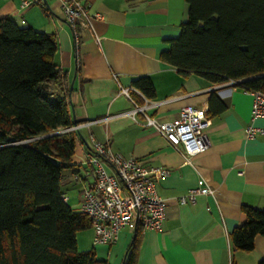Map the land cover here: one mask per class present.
<instances>
[{
    "label": "crops",
    "instance_id": "crops-1",
    "mask_svg": "<svg viewBox=\"0 0 264 264\" xmlns=\"http://www.w3.org/2000/svg\"><path fill=\"white\" fill-rule=\"evenodd\" d=\"M43 1L42 6L23 10L22 0H0V18L56 39L54 61L63 77L71 122L77 127L70 180L84 176L80 165L90 136L124 158L169 171L164 178L156 177V190L165 204L162 230L139 234L136 264H259L264 260V236L256 237L250 253L234 250L230 242L233 230L245 220L244 207L264 210V138L245 135L249 126L264 128V119L252 120V95L227 84L213 85L195 74L182 76L159 60L169 49L164 40L177 38L187 19L185 0H79L90 17L100 16L92 20V28L102 40L101 49L86 30L80 31L76 45L60 4ZM140 77L151 80L154 98L144 99L133 91L132 81ZM121 89L133 92L135 101L120 94ZM213 94L223 105L220 113H216L217 103L210 107ZM133 104L147 106L146 115L158 122L173 121L186 106L207 108L208 149L186 158L156 130L145 127L142 114L125 115ZM200 182L213 194L198 196L193 205H180L178 199ZM76 183L81 213L84 184ZM134 234L124 228L114 244L94 246L93 231L88 229L77 233L78 251H92L107 264H123Z\"/></svg>",
    "mask_w": 264,
    "mask_h": 264
},
{
    "label": "trees",
    "instance_id": "trees-1",
    "mask_svg": "<svg viewBox=\"0 0 264 264\" xmlns=\"http://www.w3.org/2000/svg\"><path fill=\"white\" fill-rule=\"evenodd\" d=\"M185 2L187 19L177 38L164 40L169 49L159 60L182 76L264 92V0ZM56 52L54 35L0 18V264H107L78 251L77 233L91 224L62 200V171L71 168L77 134L66 132L73 124ZM132 89L144 99L155 96L147 77L133 80ZM214 102L220 113L215 94L210 107ZM242 212L230 242L250 253L264 236V210ZM134 232L123 264H136L139 224Z\"/></svg>",
    "mask_w": 264,
    "mask_h": 264
},
{
    "label": "built area",
    "instance_id": "built-area-1",
    "mask_svg": "<svg viewBox=\"0 0 264 264\" xmlns=\"http://www.w3.org/2000/svg\"><path fill=\"white\" fill-rule=\"evenodd\" d=\"M61 7L66 22L70 25L76 45L81 30L90 32L94 44L101 49L102 40L95 35L92 20L79 0H56ZM43 0H22L21 8L42 6ZM236 83L227 84L232 87ZM120 94L128 99L129 90L121 89ZM252 120L264 119V92L252 93ZM131 100V99H130ZM147 106L133 104L126 116L132 118L137 114L145 117L144 126L156 130L165 141L186 158L201 154L208 149L209 143L205 130L211 120L207 108L186 106L176 119L170 122H158L146 115ZM72 127L66 132L76 131ZM248 139L256 136L264 138V128L249 126L245 129ZM187 159V160H188ZM83 178L74 176L76 182L84 184L82 192L81 213L87 216L93 231V245L110 246L116 242L124 228L135 230L139 224L142 232H160L165 219V204L156 190V177L164 178L169 171L162 168H148L135 158H124L110 150L108 144L101 143L90 136V147L84 155L81 165ZM83 181V182H82ZM89 181V182H88ZM213 190L203 182L178 199L180 205L195 204L196 198L212 195ZM63 202L67 197L62 196Z\"/></svg>",
    "mask_w": 264,
    "mask_h": 264
},
{
    "label": "rangeland",
    "instance_id": "rangeland-1",
    "mask_svg": "<svg viewBox=\"0 0 264 264\" xmlns=\"http://www.w3.org/2000/svg\"><path fill=\"white\" fill-rule=\"evenodd\" d=\"M70 172L68 169L62 171V181L60 184L61 192L69 199V207L76 213L80 210L78 206V195L80 191V186H78L75 181L70 180Z\"/></svg>",
    "mask_w": 264,
    "mask_h": 264
},
{
    "label": "water",
    "instance_id": "water-1",
    "mask_svg": "<svg viewBox=\"0 0 264 264\" xmlns=\"http://www.w3.org/2000/svg\"><path fill=\"white\" fill-rule=\"evenodd\" d=\"M71 89H72V88H70V91H69V92H71ZM74 125H75V124H74ZM8 145H12V144H8ZM8 145H4V146H8Z\"/></svg>",
    "mask_w": 264,
    "mask_h": 264
}]
</instances>
